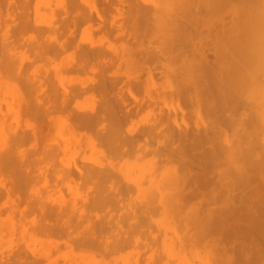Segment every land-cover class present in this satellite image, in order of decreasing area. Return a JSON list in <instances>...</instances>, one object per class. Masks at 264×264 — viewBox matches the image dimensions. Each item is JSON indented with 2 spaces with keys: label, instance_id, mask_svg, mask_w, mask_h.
<instances>
[{
  "label": "rangeland",
  "instance_id": "374dc122",
  "mask_svg": "<svg viewBox=\"0 0 264 264\" xmlns=\"http://www.w3.org/2000/svg\"><path fill=\"white\" fill-rule=\"evenodd\" d=\"M263 113L264 0H0V264H264Z\"/></svg>",
  "mask_w": 264,
  "mask_h": 264
},
{
  "label": "bare ground",
  "instance_id": "6f19581e",
  "mask_svg": "<svg viewBox=\"0 0 264 264\" xmlns=\"http://www.w3.org/2000/svg\"><path fill=\"white\" fill-rule=\"evenodd\" d=\"M157 1H159V0H157ZM151 2H153V1H151ZM155 2H156V1H155ZM155 2H154V3H155ZM161 2H162V1H161ZM213 2H214V1H213ZM216 2H217V1H216ZM154 3H153V4H154ZM237 3H238V1H237ZM156 4H157V3H156ZM159 4H160V3H159ZM175 4H176V3H175ZM224 4H225V3H224ZM176 5H177V4H176ZM180 5H181V4H180ZM220 6H221V5H220ZM178 7H179V6H178ZM186 7H187V6H185V8H184V9L182 8L181 10H183V12H184V10H186ZM159 8H160V7H159ZM222 8H223V7H222ZM179 9H180V8H179ZM173 10H174V9H173ZM181 10H179V11H181ZM143 11H144V10H143ZM146 11H147V10H146ZM152 11H153V10H152ZM175 11H177V8H175ZM161 12H162V11H161ZM172 12H174V11H171V13H172ZM183 12H181V14H182ZM153 13H155V12H153ZM184 13H185V12H184ZM157 14H158V13H157ZM168 14H169V13H168ZM147 15H148V14H147ZM161 15H163V14H161ZM172 15L174 16V13H172ZM168 16H171V14H170V15H167V17H168ZM175 17H176V16H175ZM175 17H173V18H175ZM182 17L187 18V16H185V14H184V16L182 15ZM169 18H171V17H169ZM169 18H168V19H169ZM177 18H178V16H177ZM177 18H176V20H177ZM151 20H152V19H151ZM174 20H175V19H174ZM176 20H175V21H176ZM185 20H186V19H185ZM166 21H167V19H166ZM170 21H171V20H170ZM186 21H187V20H186ZM186 21H185V22H186ZM164 22H165V21H164ZM167 22H168V26H170V25H169L170 22H169V21H167ZM177 22H178V21H177ZM177 22H176V26H177ZM172 23H174V22H172ZM161 24H162V23H161ZM163 24H164V23H163ZM165 24H166V23H165ZM171 25H172V24H171ZM174 25H175V23H174ZM193 25H194V24H193ZM197 26H198V23H197ZM170 27H171V26H170ZM187 27H188V26H187ZM175 28H176V27H175ZM147 29H149V28H147ZM159 30H160V29H159ZM176 30H177V29H175V31H176ZM192 30H193V29H192ZM155 31H156V30H155ZM184 31H185V30H184ZM159 32H160V31H159ZM166 32H167V31H166ZM189 32H190V31H189ZM156 33H157V31H156ZM156 33H154V34H156ZM177 33H178V32H176L175 34L177 35ZM181 33H183V32L181 31ZM184 33H187V32L185 31ZM194 33H195V32H194ZM237 33H238V31H237ZM237 33H236V34H237ZM170 34H172V33H169L168 35H170ZM175 34H173V35H175ZM179 34H180V33H179ZM152 35H153V34H152ZM161 35H162V34H161ZM163 35H166V33H164ZM173 35H171V36L173 37ZM176 35H175V37H173L174 40H175V41H173V42H175L174 45H175L176 43H178V42H177V39H176L177 36H178L177 38H179V37L182 38V34H181V36H179V35L176 36ZM186 36H187V35H186ZM164 37H165V36H164ZM168 38H170V36H169ZM246 38H247V37H246ZM157 39H159V37H158ZM182 39H183V38H182ZM166 40H167V39H166ZM170 40H171V39H170ZM183 40H184V39H183ZM180 41H181V39H180ZM180 41H179V43H180ZM236 41H237V40H236ZM239 41H240V39H239ZM187 42H188V41H187ZM225 42H226V41H225ZM227 42H228V41H227ZM159 43H160V42H159ZM161 43H162V42H161ZM185 43H186V42H185ZM180 44H181V43H180ZM221 44H222V43H221ZM160 45H161V44H160ZM164 45H165V43H164ZM172 45H173V44H172ZM177 46H178V44H177ZM219 46H220V45H219ZM162 47H163V46L161 45L160 48H162ZM168 47H169V46H168ZM220 47H221V46H220ZM166 48H167V47H166ZM170 48H171V47H170ZM184 48H185V47H184ZM216 48H217V47H216ZM162 49H163V48H162ZM164 49H165V48H164ZM177 49H178V48H177ZM181 49H183V48H181ZM167 50H168V48H167ZM170 50H171V49H169L168 51H166V49H165V51L168 53V55H170L171 53H173V51H174L175 49H174V50H171V51H172L171 53H170ZM224 50H225V49H224ZM190 51H191V50H190ZM190 51L188 50L189 55H190ZM214 51H215V50H214ZM220 51H221V50H220ZM222 51H223V49H222ZM192 52H193V51H192ZM96 53H97V52H96ZM167 53H166V54H167ZM176 53H177V50H176ZM185 53H186V52H185ZM193 53H194V52H193ZM193 53H191L192 56H194V54H195V53H194V54H193ZM162 54H164V53H162ZM174 54H175V52H174ZM178 55H179V54H178ZM178 55H177V57H175V60H176V58L178 59V57H179V58H180V57L182 58L181 55H179V56H178ZM196 55H197V54H196ZM196 55H195V56H196ZM190 56H191V55H190ZM170 58H171V57H170ZM173 58H174V57H173ZM183 58H184V57H183ZM193 59H194V58H193ZM172 60H173V59H172ZM200 60H201V59H200ZM176 61H177V60H176ZM178 61H179V60H178ZM198 61H199V60H198ZM202 61H203V60H202ZM202 61H199V62L201 63ZM172 63H173V62H172ZM174 63H175V62H174ZM175 64H176V63H175ZM196 64H197V63H195V65H193V67H196ZM204 64L206 65V63H203V66H204ZM186 66H187V65H186ZM198 66H199V65H198ZM203 66H202V67H203ZM181 67H182V66H180V68H181ZM189 67H190V65H189ZM193 67H192V68H193ZM200 67H201V66H200ZM197 68H198V67H197ZM190 69H191V68H190ZM198 69H199V68H198ZM198 69H197V70H198ZM178 70H179V69H178ZM194 70H195V69H194ZM199 70H200V69H199ZM199 70H198V71H199ZM176 71H177V70H176ZM210 71H211V70H210ZM202 72H204V71L202 70ZM173 73H174V72H173ZM185 74H186V73H185ZM201 74H202V75H201ZM203 74H204V73H200V76H203ZM210 74H211V73H210ZM212 74H213V73H212ZM183 75H184V74H183ZM183 75L180 76V79H182L181 77H182ZM204 75H205V74H204ZM214 75H215V74H214ZM214 75H213V76H214ZM188 76H189V74H188ZM191 76H192V75H191ZM193 76H194V75H193ZM193 76H192V78L194 79V81H196V79H195ZM197 76H198V75H197ZM200 76L197 77V78L199 79V81H200V82H199V81L197 80L198 83H200V84H202V83L204 84V82L206 83L207 80L201 82L203 79H202ZM231 76H233V75H231ZM183 77H184V76H183ZM185 77H187V75H185ZM195 77H196V76H195ZM199 77H200V78H199ZM203 77H204V76H203ZM205 77H206V76H205ZM192 78H191V80H193ZM216 78H217V77H216ZM222 78H223V77H222ZM201 79H202V80H201ZM205 79H206V78H205ZM211 79H212V78H211ZM224 79H225V78H224ZM212 80H213V79H212ZM181 81H182V80H181ZM197 81L195 82L196 85L198 84ZM216 81H217V80H216ZM184 82H185V81H184ZM186 82H187V79H186ZM191 82H192V81H191ZM212 82H214V80H213ZM224 82H225V81H224ZM200 84H198V85H200ZM220 84H221V83H220ZM212 85H213V86H212V88H213V87H214V83H213ZM210 86H211V85H209V87H210ZM215 86H217V84H216ZM223 86H224V85H223ZM223 86L221 85L220 87H223ZM217 88H218V87H217ZM226 88H227V87H225V89H226ZM204 90H205V89H204ZM204 90H202L201 92H204ZM220 90H221V89H219V95H220V93H222V92H220ZM206 92H207V91H206ZM210 92H211V90H210ZM229 92H230V91H229ZM204 93H205V92H204ZM204 93H203V94H204ZM217 93H218V92H217ZM230 93H231V92H230ZM203 94H201V96H203ZM208 94H209V93H208ZM222 94H223V93H222ZM226 94H227V91H226ZM231 94H232V93H231ZM231 94H230V95H231ZM212 95H213V91H212ZM208 96H210V95H208ZM208 96H207V97H208ZM214 96H215V95H214ZM216 96H217V95H216ZM228 96H229V95H228ZM232 96H233V95H232ZM226 98H228V97L226 96ZM226 98H225V99H226ZM229 98H230V97H229ZM204 99H205V96H204ZM225 99H224V100H225ZM230 99H231V98H230ZM230 99H228V100H230ZM226 100H227V99H226ZM220 102H221V101H220ZM208 109H211V107L208 108ZM214 109H215V108H214ZM212 110H213V108H212ZM250 110H251V109H250ZM163 113H164V112H163ZM213 113H215V112H213ZM217 114H218V113H217ZM214 115H215V114H214ZM259 115H260V114H259ZM262 115H264V113H263ZM221 116H222V115H221ZM254 116H258V115H254ZM254 116L252 115V116H250V117H254ZM161 117H162V115H161ZM213 117H214V116H212V118H213ZM250 117H249V118H250ZM258 117H259V116H258ZM212 118H211V119H212ZM254 118H255V117H254ZM261 118H262V117H261ZM251 119H252V118H251ZM263 119H264V117H263ZM160 120H163V119H160ZM163 121H164V120H163ZM257 121H258V122H257ZM254 122H256L257 124L260 123V121L257 120V118L254 119ZM152 129H153V128H152ZM150 131H151V130H150ZM177 132H179V130H178V131L176 130V133H177ZM252 133H253V132H252ZM249 135H250V134H249ZM169 137H170V136H169ZM171 137H172V136H171ZM171 137H170V138H171ZM171 139H172V138H171ZM174 140H175V139H174ZM241 146H242V144H241ZM241 146H240V147H241ZM9 155H10V154L8 153V157H9ZM11 155H12V154H11ZM51 155H52V154H51ZM51 155H49V158H50ZM46 157H47V155H46ZM11 158H12V157H11ZM5 159H7V158L5 157ZM46 159H47V158H46ZM10 161H11V160H10ZM5 162H6V160H5ZM72 167L75 168V166H72ZM91 168H93V167H91ZM91 168H90V169H91ZM72 170H73V168H72ZM100 170H101V169H100ZM100 170H96V171L99 172ZM60 171H61V170H60ZM86 171H87V170H86ZM90 171H91V170H90ZM66 172H68V170H67ZM66 172H65V174H66ZM72 172H73V171H72ZM72 172H71V173H72ZM87 172H89V171H87ZM91 172H93V171H91ZM98 172H95V173H96L95 175H97ZM68 173H69V172H68ZM83 173H84V172H83ZM83 173H81V174H83ZM79 174H80V172H79ZM92 174H93V173H92ZM70 175H71V174H70ZM93 175H94V174H93ZM97 176L99 177V175H97ZM100 176H101V174H100ZM241 176H242V175H241ZM92 177H93V176H92ZM94 177H95V178H98V177H96V176H94ZM94 177H93V178H94ZM245 178H246V176H245ZM246 179H247V178H246ZM243 184H244V182H243ZM241 185H242V184H241ZM244 186H245V185H244ZM241 188H242V187H241ZM128 191H129V190H128ZM132 191H133V190H132ZM263 210H264V209H263ZM62 211H63V210H61V212H62ZM182 252H183V251H182ZM178 254H179V253H178ZM174 255H175V254H174ZM180 256H181V255H180ZM178 258H179V257H178ZM183 258H184V257L181 256V258H179V259H180V260H183ZM186 261H187V260H186ZM204 262H205V261H204ZM207 263H208V262H207ZM205 264H206V262H205ZM220 264H221V263H220Z\"/></svg>",
  "mask_w": 264,
  "mask_h": 264
}]
</instances>
